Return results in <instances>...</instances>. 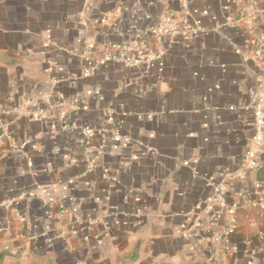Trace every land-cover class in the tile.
<instances>
[{"label":"crops","instance_id":"crops-1","mask_svg":"<svg viewBox=\"0 0 264 264\" xmlns=\"http://www.w3.org/2000/svg\"><path fill=\"white\" fill-rule=\"evenodd\" d=\"M187 5L0 0L4 264H264V0Z\"/></svg>","mask_w":264,"mask_h":264},{"label":"built area","instance_id":"built-area-1","mask_svg":"<svg viewBox=\"0 0 264 264\" xmlns=\"http://www.w3.org/2000/svg\"><path fill=\"white\" fill-rule=\"evenodd\" d=\"M183 2V8L185 10L188 9L187 0H182ZM179 27V21L177 18H175L171 14H161L158 19V25L157 30L159 34H171L175 35L178 32ZM204 29L199 24H191L187 23L185 26V34L190 35H197L201 33ZM118 48V46H116ZM135 49V46L131 47V50ZM165 53L164 48H159L158 54H152V59H156L160 56H162ZM260 62L264 64V60L259 59ZM142 62L149 63L150 60H145L141 55L138 56V58L134 60H129L128 63L137 65ZM261 79L264 78V76H260ZM253 110H254V127H255V136L253 138L254 144L260 149L264 146V91L258 92L256 94L254 104H253ZM19 111H22L21 109ZM3 133L0 135V140H2L5 136H8L10 133V126L9 124H4L1 126ZM87 133L92 134L94 132L93 129H86ZM94 163H90L89 168H94ZM258 166V161L253 156H248L245 158L242 162L243 168H255ZM220 188V186L217 187V190Z\"/></svg>","mask_w":264,"mask_h":264},{"label":"water","instance_id":"water-1","mask_svg":"<svg viewBox=\"0 0 264 264\" xmlns=\"http://www.w3.org/2000/svg\"><path fill=\"white\" fill-rule=\"evenodd\" d=\"M255 92H256V79H254V81L250 85V94H251V97L253 99L255 97ZM259 158H260V161L262 163L261 167L264 168V146L261 147L260 150H259Z\"/></svg>","mask_w":264,"mask_h":264},{"label":"trees","instance_id":"trees-1","mask_svg":"<svg viewBox=\"0 0 264 264\" xmlns=\"http://www.w3.org/2000/svg\"><path fill=\"white\" fill-rule=\"evenodd\" d=\"M4 258H5V255L0 254V264H4Z\"/></svg>","mask_w":264,"mask_h":264}]
</instances>
